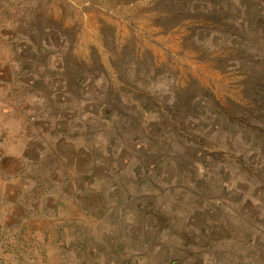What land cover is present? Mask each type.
I'll return each instance as SVG.
<instances>
[{
  "label": "rangeland",
  "instance_id": "obj_1",
  "mask_svg": "<svg viewBox=\"0 0 264 264\" xmlns=\"http://www.w3.org/2000/svg\"><path fill=\"white\" fill-rule=\"evenodd\" d=\"M0 264H264V0H0Z\"/></svg>",
  "mask_w": 264,
  "mask_h": 264
}]
</instances>
